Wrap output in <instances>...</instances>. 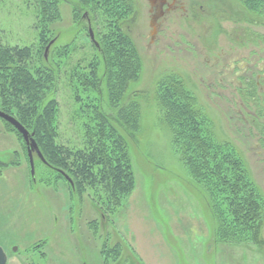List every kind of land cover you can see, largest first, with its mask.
Listing matches in <instances>:
<instances>
[{
  "label": "rangeland",
  "instance_id": "1",
  "mask_svg": "<svg viewBox=\"0 0 264 264\" xmlns=\"http://www.w3.org/2000/svg\"><path fill=\"white\" fill-rule=\"evenodd\" d=\"M52 1L58 14L43 16L42 0H0V43L30 46L31 72L51 73L41 104L57 102L56 141L81 147L97 105L124 139L134 183L113 206L90 189L78 195L35 153L31 176L21 135L0 118L6 264H264V160L257 153L264 136V12L239 0H174L150 42L149 1L130 0L132 11L118 26L139 74L114 107L105 85L109 22L78 0L46 2ZM230 57H239L251 83L231 82L238 78L235 67L222 75L219 64ZM174 79L200 122L197 145L178 109L167 105ZM207 145L228 151L231 169L253 187L259 211L252 233L237 234L244 242H236L230 226L226 239L215 237L223 189L195 179L185 164L189 155L210 156Z\"/></svg>",
  "mask_w": 264,
  "mask_h": 264
},
{
  "label": "trees",
  "instance_id": "2",
  "mask_svg": "<svg viewBox=\"0 0 264 264\" xmlns=\"http://www.w3.org/2000/svg\"><path fill=\"white\" fill-rule=\"evenodd\" d=\"M46 1L42 0L43 16L55 10V1L50 4ZM129 1L78 0L79 3L89 7L95 18L97 16L105 18L104 22H109L108 25L112 30L108 34L112 58L110 62L108 61L109 72L105 77V85L110 104L114 107L119 103L127 85L136 80L139 74V65L132 52L130 40L127 35L120 32L118 26L119 19L132 11ZM239 1L249 11L264 12V0ZM55 14H58L57 10ZM49 19L52 20L50 17ZM31 58L30 46H10L0 43V101L3 106L1 110L12 115L32 133L43 158L39 160L58 176L63 177L61 173L67 175L71 180L70 186L78 195L90 189L99 199L104 196L109 203L116 206L119 199L130 193L134 183L123 137L110 123L109 118L98 110L97 105H94L91 121L85 126L81 147L72 148L58 143L53 125L57 102L50 98L41 104L44 92L51 82V73H45L39 68L32 73L29 67ZM169 82L165 92L170 93L171 90L174 93L172 95L171 92L172 99H168L167 105L172 110L178 109H176L178 117L181 115L184 122H187L188 129L191 130L189 133L193 132L189 136L190 143L196 144L200 139L198 134L196 137L194 134L200 122L195 116L192 100L177 88L182 86L180 81L174 79ZM201 140L207 143L206 139ZM195 144L190 146L189 151H192L193 147L196 148ZM206 148L209 149L210 156L198 159L189 155L185 164L195 179L223 189V192L219 191L221 202L218 203L224 207L221 206L219 209L221 216L215 237L221 241L226 239L223 232L229 228L228 226L235 229V236L244 231L251 234L250 226L254 227L253 223L259 211L252 185L244 179L241 170L231 169L233 160L228 151H223L218 146L207 145ZM229 171L233 174L230 175ZM246 184L249 186V191L244 188ZM224 196L227 197L222 201ZM236 242L244 241L239 237Z\"/></svg>",
  "mask_w": 264,
  "mask_h": 264
},
{
  "label": "water",
  "instance_id": "3",
  "mask_svg": "<svg viewBox=\"0 0 264 264\" xmlns=\"http://www.w3.org/2000/svg\"><path fill=\"white\" fill-rule=\"evenodd\" d=\"M150 6H152L154 4V0H148ZM150 26H151V30L149 31V36H150V42L153 41L154 37H155V33H156V29L157 26L154 22V19L151 18L150 20ZM89 37L92 40L93 39V35L91 30H89ZM0 118L5 120L6 122H8L10 125L13 126V128L21 135L23 142L25 144V148H26V153H27V160H28V166H29V170H30V174L31 176L34 173V165H33V153L36 154V156L43 160L39 149L32 137V133L29 132L17 119H15L12 115H10L9 113H6L2 110H0ZM64 177V179L66 181H68L69 183H71V180L69 179V177L63 173H61ZM15 249V248H14ZM6 260H7V255L6 252L4 251L3 247L0 246V264H6Z\"/></svg>",
  "mask_w": 264,
  "mask_h": 264
},
{
  "label": "flooded vegetation",
  "instance_id": "4",
  "mask_svg": "<svg viewBox=\"0 0 264 264\" xmlns=\"http://www.w3.org/2000/svg\"><path fill=\"white\" fill-rule=\"evenodd\" d=\"M173 3H174V0H170V1H167V0H154V4L152 6H150V20L151 18L154 19V22L157 26V29H156V33L159 29V26H160V18L164 17V15L169 12L170 10L173 9ZM155 33V34H156ZM155 39V37H154ZM228 61V63L226 64L224 62V60L221 61V63L219 64V71H221L222 75L224 74H227L228 72L230 71H233L234 70V67L236 68L235 72L237 73V79L236 80H233L231 79V82L235 83V85L237 87H240L241 86V82L238 83V80L239 78H245V80L247 81L246 83L250 82L251 80L249 79L248 76L244 77V67L241 66V65H238L239 64V57H230L226 60V62ZM213 67V66H211ZM220 73V74H221ZM222 81V79L220 81H218L219 83ZM251 83V82H250ZM258 81L255 82L256 86L258 85ZM264 136L260 137L259 138V142H258V147H261V143H262V147L260 150H258V154L259 155H262V157L260 158L261 160H264V139H263ZM263 139V140H262ZM262 140V141H261ZM260 143V145H259Z\"/></svg>",
  "mask_w": 264,
  "mask_h": 264
}]
</instances>
